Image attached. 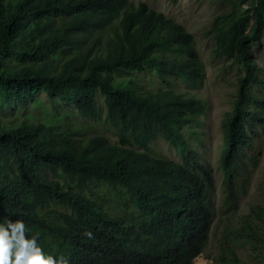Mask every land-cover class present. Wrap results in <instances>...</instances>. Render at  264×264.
Returning a JSON list of instances; mask_svg holds the SVG:
<instances>
[{
  "label": "trees",
  "instance_id": "obj_1",
  "mask_svg": "<svg viewBox=\"0 0 264 264\" xmlns=\"http://www.w3.org/2000/svg\"><path fill=\"white\" fill-rule=\"evenodd\" d=\"M232 6L213 21L237 69L217 172L184 25L141 0H0V218L69 264H193L210 245L217 264H248L243 245L264 260V204L237 220L264 155V0L252 18Z\"/></svg>",
  "mask_w": 264,
  "mask_h": 264
},
{
  "label": "rangeland",
  "instance_id": "obj_2",
  "mask_svg": "<svg viewBox=\"0 0 264 264\" xmlns=\"http://www.w3.org/2000/svg\"><path fill=\"white\" fill-rule=\"evenodd\" d=\"M137 1V0H136ZM148 5L163 10L171 15L177 22L194 35L196 45L200 51L202 61L205 64L206 76L202 88L193 89L192 94L205 102V115L201 116L200 125L201 144L197 151L199 157H204L210 162L213 169L218 171V152L222 145L223 126L222 120L226 112L230 110L231 101L234 97V85L237 75L236 64L233 63L232 56L220 50L217 40L218 33L213 30V21L218 14L229 13L232 3L238 7L241 15L249 14L252 18L251 6L256 0H141ZM264 10V9H263ZM238 13V15H239ZM263 25L257 41L250 43L249 53L258 66L264 68V11L261 14ZM251 21L245 28L246 33L251 30ZM155 153L179 160L178 153L161 141L152 145ZM264 190V155L261 166L254 177L253 186L246 199L242 202L240 212L246 215L249 207L253 204H264V196L256 195ZM220 179L216 178V195L219 198ZM241 215V216H242ZM220 238L216 231L212 235V240ZM240 256L243 261L248 259V264H264V260L247 246L240 247ZM216 250L210 245L207 250L197 257L193 264H217L215 256ZM247 258V259H246Z\"/></svg>",
  "mask_w": 264,
  "mask_h": 264
},
{
  "label": "clouds",
  "instance_id": "obj_3",
  "mask_svg": "<svg viewBox=\"0 0 264 264\" xmlns=\"http://www.w3.org/2000/svg\"><path fill=\"white\" fill-rule=\"evenodd\" d=\"M23 219L0 218V264H69L63 254H46L37 235H26ZM93 237L91 230L84 232Z\"/></svg>",
  "mask_w": 264,
  "mask_h": 264
}]
</instances>
